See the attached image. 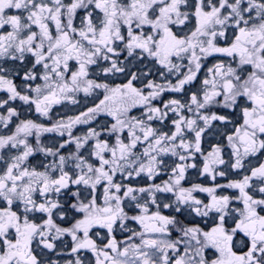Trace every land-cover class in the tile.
<instances>
[{
	"label": "snow or ice",
	"instance_id": "1",
	"mask_svg": "<svg viewBox=\"0 0 264 264\" xmlns=\"http://www.w3.org/2000/svg\"><path fill=\"white\" fill-rule=\"evenodd\" d=\"M0 94V264H264V0H0Z\"/></svg>",
	"mask_w": 264,
	"mask_h": 264
},
{
	"label": "flooded vegetation",
	"instance_id": "2",
	"mask_svg": "<svg viewBox=\"0 0 264 264\" xmlns=\"http://www.w3.org/2000/svg\"><path fill=\"white\" fill-rule=\"evenodd\" d=\"M221 46H226V45H221ZM225 59H230L226 56L223 55H216L214 57H209L206 61H204V67L201 69V76L198 78V80L196 82H194V84H201V81L206 77L207 75V69L209 67H212L214 64L216 63H220V62H224ZM90 71L96 73L95 76H93L92 78H99V69L96 68L95 66L93 67V69H91ZM123 81V77H117L113 80H109L108 82L110 83H120ZM173 82H175V80H173ZM187 86H191V85H187ZM179 93H166L163 97L164 100H168L170 98H177L176 96ZM2 95V94H0ZM102 98V90H98L96 93H94L93 95L90 96H85V94L83 93H79L76 96V99L78 101V103L76 104H72L70 101H64L62 104L60 105H56L53 107L51 113H50V118L47 117H42L40 116L38 113H35L34 109L31 112H26L24 115L21 116V119L24 118H28V119H33L36 120L38 123H44L46 126H50L52 123H54L56 120L58 119H66L69 116H75L78 115L80 112L82 111H86V109L88 107H92L94 106L95 103H98V99ZM21 105V102L17 101L15 102L14 106H19ZM26 108V106H24ZM133 114L135 115H139L138 111L133 112ZM173 117L170 115L169 120H166L164 122V124H170V120ZM105 121H111V117H107L106 115H101L97 118L96 121H93L90 125H77L74 129H73V134L74 135H82L83 133H85L87 131L88 127H96L98 124L103 123ZM154 126L156 127H162L159 124H154ZM164 130H167V128H164ZM0 134H4V133H0ZM66 135L65 137H60L57 133H45L42 135L41 137V142L48 145V146H53L56 143L59 142H63L64 139H66ZM30 140L35 143V137H31ZM221 142L219 137H214L212 135H208L205 137L204 142H203V147L205 150H208L210 148L211 144L214 143H218ZM74 148V146H72ZM71 150V149H69ZM31 162L33 164L37 163L38 161L43 159V154L42 153H37L33 158H30ZM175 160V157H165V162L168 164H171L172 161ZM200 160L201 158L198 156L197 157V164L199 166L200 164ZM197 170L195 169H190L187 175V181H186V185L188 182H196V183H203V184H210L211 181L206 178V177H199L198 173L195 172ZM167 176L166 175H161L160 177L157 178L156 182H160L164 179H166ZM229 178H236L234 176H230ZM118 179H120V177H118ZM149 181H147L146 177H139L136 178L135 181H132V183L138 185V186H144L146 183H148ZM217 182H224L222 178H218ZM74 190V189H73ZM67 195V194H65ZM204 194H201V198H203ZM162 199L165 202H168L171 199V194H165ZM0 206H3L2 204H0ZM163 214L165 215H172L174 214L171 210H166V209H162ZM131 214V213H130ZM59 223V221H57ZM128 227H137L135 225L134 222L129 221L127 224ZM96 231H101V235H103V230H99L97 229ZM127 235V233L124 232H120L119 230L117 231V239L122 240L125 238V236ZM70 238H66V242L69 240ZM47 254V253H45ZM85 256H88L89 259H92V256L90 253H84Z\"/></svg>",
	"mask_w": 264,
	"mask_h": 264
},
{
	"label": "rangeland",
	"instance_id": "3",
	"mask_svg": "<svg viewBox=\"0 0 264 264\" xmlns=\"http://www.w3.org/2000/svg\"><path fill=\"white\" fill-rule=\"evenodd\" d=\"M223 63H225V64H227V63H231V60L230 59H225V61L223 62ZM201 74H202V72H200V74L198 75V77H197V80H198V78L201 76ZM196 80V81H197ZM195 81V82H196ZM200 87V85L199 84H193V85H191V86H186L185 87V93H179L176 97L177 98H182V97H184L185 96V94L186 93H188L189 92V90H191V91H195L197 88H199ZM166 125H169V124H166ZM257 161H256V159L255 158H253L252 160H251V163L252 164H255ZM195 172H197V171H195ZM198 173V172H197Z\"/></svg>",
	"mask_w": 264,
	"mask_h": 264
}]
</instances>
